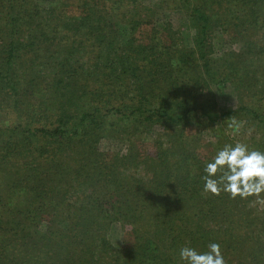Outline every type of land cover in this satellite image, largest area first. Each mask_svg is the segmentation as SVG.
<instances>
[{
	"label": "trees",
	"instance_id": "1",
	"mask_svg": "<svg viewBox=\"0 0 264 264\" xmlns=\"http://www.w3.org/2000/svg\"><path fill=\"white\" fill-rule=\"evenodd\" d=\"M158 8L190 38L142 0H0V264H178L210 242L227 264H264V203L201 180L227 132L264 151V0ZM227 87L235 105L216 97ZM105 138L126 147L101 152Z\"/></svg>",
	"mask_w": 264,
	"mask_h": 264
},
{
	"label": "clouds",
	"instance_id": "2",
	"mask_svg": "<svg viewBox=\"0 0 264 264\" xmlns=\"http://www.w3.org/2000/svg\"><path fill=\"white\" fill-rule=\"evenodd\" d=\"M230 127L239 128L232 120ZM203 191L213 195L222 192L230 199L254 197L264 203V151L250 149L246 143L225 144L203 166ZM204 251L188 244L178 250V264H227L217 242H210Z\"/></svg>",
	"mask_w": 264,
	"mask_h": 264
},
{
	"label": "rangeland",
	"instance_id": "3",
	"mask_svg": "<svg viewBox=\"0 0 264 264\" xmlns=\"http://www.w3.org/2000/svg\"><path fill=\"white\" fill-rule=\"evenodd\" d=\"M143 5L153 8L155 10V18L157 19V22H161L162 24H166L168 21L170 22V24H172L174 26V29L180 30L181 31V35L184 36L185 39H189L190 35H189V30H188V23H187V18L186 16L182 13V12H175V11H170V10H166V9H161L158 8L159 2L160 0H142ZM76 10L75 8H72L69 11V14H75ZM146 30V29H145ZM145 33H140L141 35L138 36V39H143L144 42H148V36L149 34L146 33V31H144ZM140 40V41H141ZM140 43V42H139ZM147 44V43H145ZM227 49H229V47H226ZM215 93H216V97L218 99V101L221 104L224 103H228V104H234L236 103L235 98H234V92L230 87H227V89H225L224 93L222 95H220L217 91V89H214ZM0 98H2V96H0ZM37 103H45L46 102V97L41 96L39 98H35ZM5 118V120L7 119V115L6 117L4 115L1 114L0 112V120H3ZM13 118L12 122H15V117L13 116V114L10 116V119ZM161 131L160 128H155L154 132L147 136L146 138H144L145 144L141 145L145 148V150H147L149 153L153 152L152 146L149 144V142L151 141V139L153 137H155L158 132ZM231 133L233 134V137H235V139L239 142H245V139H248L250 137H252V133H248V132H227V134L231 137ZM203 138H202V144L204 145L203 147H209L210 144H212L213 142L215 143L216 140V136L214 134V131H208L205 130L202 134ZM147 142V143H146ZM124 143L118 139L115 138H105L101 141L99 148L101 150V152H116L118 150H123L126 146L123 145ZM128 147V146H127ZM207 154H212L213 153V149L211 148L209 151L206 150ZM64 223H60L61 226H63ZM130 228L129 226L126 225H121V224H117L114 225L110 231V238L111 240H113L112 242H115V244H121L122 240H123V236L126 232H129Z\"/></svg>",
	"mask_w": 264,
	"mask_h": 264
}]
</instances>
